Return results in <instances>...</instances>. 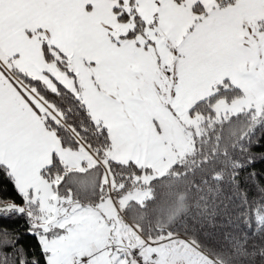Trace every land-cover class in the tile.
Masks as SVG:
<instances>
[{
	"label": "snow or ice",
	"instance_id": "obj_1",
	"mask_svg": "<svg viewBox=\"0 0 264 264\" xmlns=\"http://www.w3.org/2000/svg\"><path fill=\"white\" fill-rule=\"evenodd\" d=\"M264 0H0V264H264Z\"/></svg>",
	"mask_w": 264,
	"mask_h": 264
},
{
	"label": "trees",
	"instance_id": "obj_2",
	"mask_svg": "<svg viewBox=\"0 0 264 264\" xmlns=\"http://www.w3.org/2000/svg\"><path fill=\"white\" fill-rule=\"evenodd\" d=\"M257 169L260 170V169H264V162H260L257 164Z\"/></svg>",
	"mask_w": 264,
	"mask_h": 264
}]
</instances>
